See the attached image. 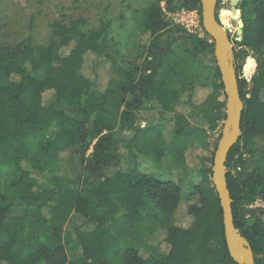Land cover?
I'll use <instances>...</instances> for the list:
<instances>
[{"label": "trees", "instance_id": "obj_1", "mask_svg": "<svg viewBox=\"0 0 264 264\" xmlns=\"http://www.w3.org/2000/svg\"><path fill=\"white\" fill-rule=\"evenodd\" d=\"M237 9L244 34L233 42L234 62L244 111L227 180L235 226L255 263L264 264V208L256 207L264 205V0H239ZM182 11L202 16L201 0H156L144 11L149 44L105 87L87 67L114 65L106 16L97 28H88L85 18L56 22L46 46H34L29 37L0 43V264H238L212 183L215 150L194 170L185 150L174 154L177 169L201 178L186 190L161 174L167 148L137 144L139 115L148 108L160 109L161 122L172 123L177 138L198 139L195 124L214 132L226 120L220 70L205 62L214 57L215 43L175 24L169 15ZM245 58L253 71L248 78L238 65ZM205 71L212 83L198 80L195 73ZM200 87L210 93L195 103ZM184 205L188 225L178 219ZM153 223L166 230L157 251L120 230ZM67 229L81 247L75 261L61 243L42 241V234L57 240Z\"/></svg>", "mask_w": 264, "mask_h": 264}, {"label": "rangeland", "instance_id": "obj_2", "mask_svg": "<svg viewBox=\"0 0 264 264\" xmlns=\"http://www.w3.org/2000/svg\"><path fill=\"white\" fill-rule=\"evenodd\" d=\"M156 0H0V43L13 46L20 41L31 38L34 46H46L51 39L52 25L56 22H68L71 19L85 18L88 21V28H97L102 17L106 16L111 21L109 30L110 44L114 58V65L111 62H103L99 64L97 71L94 72L95 64L90 63L87 67L90 74H97L98 83L105 87L106 84L116 78L119 68H128L135 59L140 55L145 47L149 44L150 37L143 30L142 21L143 13ZM216 5V13L221 24L228 28V32L232 34V40L235 42L237 38V25L232 19V4L230 0H220ZM164 6V3H162ZM175 24H182L189 33L195 34L200 38H207L203 27L202 16L199 12L182 11L169 15ZM241 19V13L237 14V21ZM236 21V22H237ZM249 58L242 59L239 66L243 67ZM206 65L212 67L217 64L215 52L214 57L205 61ZM216 63V64H215ZM183 68L187 69V65ZM194 70H192L193 72ZM185 71H183L184 73ZM253 73V71H252ZM251 73V74H252ZM199 75L198 80L205 83H212L213 77L210 71L195 73ZM251 74L244 73L245 78ZM39 76H41L39 74ZM190 77L189 73H184V78ZM210 91L204 88H198L195 93V103H201ZM221 100H224L222 97ZM154 105L152 104L151 107ZM182 113L187 110L181 108ZM172 114L165 115L170 118ZM160 109L158 107L148 108L139 115L137 125L140 128L138 146L146 143L157 147L164 146L167 148V156L162 160V165L170 172L161 171V174L169 173L171 177L180 183L184 189L188 190L200 182L201 178L194 176L191 178L183 170L174 166L173 157L177 151L185 150L186 162L191 170L198 169L200 158L202 156L211 155V152L217 150L220 142L224 122L220 127L212 132L206 123H197V132L202 137L197 138H177L173 134L174 125L170 122L164 124L161 122ZM194 125V124H193ZM153 127L155 130L148 128ZM52 127L50 133L55 132ZM163 134L157 139V134ZM133 134L132 132L127 133ZM134 135V134H133ZM130 138V137H129ZM208 147V150L204 149ZM4 176H0V193L4 188ZM51 182L56 184L58 180L55 177ZM190 183V187L188 186ZM256 207L264 208L262 202H257ZM178 219L183 225L191 222L186 212V205L179 211ZM123 234L132 241L145 243L154 251L163 244L166 236V230L159 224L152 226H142L130 229L127 225L120 228ZM44 243L55 245L61 243L66 247L69 260L75 261L81 254L80 244L76 240V236L68 232H64L61 238L54 240L46 234H42ZM164 245L161 246L163 248Z\"/></svg>", "mask_w": 264, "mask_h": 264}, {"label": "water", "instance_id": "obj_3", "mask_svg": "<svg viewBox=\"0 0 264 264\" xmlns=\"http://www.w3.org/2000/svg\"><path fill=\"white\" fill-rule=\"evenodd\" d=\"M218 0H201L202 20L205 32L215 43V57L220 70L224 92L226 95V120L217 150L214 154L212 167V183L220 199L223 210V224L225 239L231 257L238 264H256L253 249L250 243L242 237L234 223L232 198L228 188L227 161L232 148L238 143L241 136V123L244 111V102L241 98L237 70L234 62V44L232 34L223 26L217 17L216 5ZM232 4V19L237 25V38L241 42L244 34V22L237 21L236 14L239 0H230ZM237 21V22H236ZM249 63L243 66V72ZM132 138L133 134H129Z\"/></svg>", "mask_w": 264, "mask_h": 264}, {"label": "bare ground", "instance_id": "obj_4", "mask_svg": "<svg viewBox=\"0 0 264 264\" xmlns=\"http://www.w3.org/2000/svg\"><path fill=\"white\" fill-rule=\"evenodd\" d=\"M232 17H233V15H232ZM236 18H237V14H236V16H235ZM251 71H252V67H251V65L249 64V66H248V68H247V70H246V73H251Z\"/></svg>", "mask_w": 264, "mask_h": 264}]
</instances>
